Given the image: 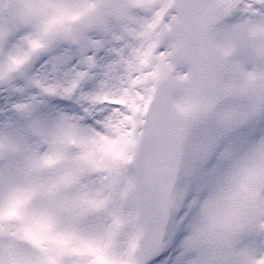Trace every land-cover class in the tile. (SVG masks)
<instances>
[{
    "label": "rangeland",
    "instance_id": "374dc122",
    "mask_svg": "<svg viewBox=\"0 0 264 264\" xmlns=\"http://www.w3.org/2000/svg\"><path fill=\"white\" fill-rule=\"evenodd\" d=\"M172 1L0 0V74L25 65L13 82L44 50L27 48L44 35L53 44L90 33L120 39L123 32L135 41L122 76L91 98L93 107L117 106L98 126L64 113L38 117L27 100L14 106V118L0 120V264H139L144 221L132 159L148 98L163 76L172 78L176 106L195 121L164 250L149 264H264V65L252 64L241 48L243 36L264 29V13L253 8L256 0H244L241 13L216 31L226 63L199 95L171 58ZM13 220L18 228H7ZM93 220L101 238L83 229Z\"/></svg>",
    "mask_w": 264,
    "mask_h": 264
},
{
    "label": "snow or ice",
    "instance_id": "6c2138e0",
    "mask_svg": "<svg viewBox=\"0 0 264 264\" xmlns=\"http://www.w3.org/2000/svg\"><path fill=\"white\" fill-rule=\"evenodd\" d=\"M253 8L264 13V5ZM116 35L90 33L74 44H45L44 50L30 61L23 78L11 86H2L5 90L0 91V111L5 115L0 120L14 118V106L27 100L38 117L64 113L81 117L84 125L98 126L117 106L93 107L91 98L122 76V61L135 47L127 34L118 33L120 39Z\"/></svg>",
    "mask_w": 264,
    "mask_h": 264
},
{
    "label": "water",
    "instance_id": "95a60500",
    "mask_svg": "<svg viewBox=\"0 0 264 264\" xmlns=\"http://www.w3.org/2000/svg\"><path fill=\"white\" fill-rule=\"evenodd\" d=\"M180 15L176 25L179 45L174 51L179 61L192 57V40L205 24L216 25L224 15L215 0H176L173 7ZM263 46L258 40L249 51ZM191 68L197 82L204 86L212 73L208 62ZM10 82V81H6ZM168 79L157 86L155 101L145 125V137L135 163L141 211L146 219L143 240V264L158 254L165 239V230L172 208L171 197L179 174L182 146L192 122L191 117L177 114L168 97Z\"/></svg>",
    "mask_w": 264,
    "mask_h": 264
},
{
    "label": "bare ground",
    "instance_id": "6f19581e",
    "mask_svg": "<svg viewBox=\"0 0 264 264\" xmlns=\"http://www.w3.org/2000/svg\"><path fill=\"white\" fill-rule=\"evenodd\" d=\"M18 3L20 4V0H18ZM16 5L15 6V10L17 11V12H19L20 11V5ZM10 18H16L15 16H13L12 15V17H10ZM77 29V31L78 30H80V29H78V28H76ZM75 30V29H74ZM45 38V40H49V37L48 36H45L44 37ZM109 90H112V89H109ZM113 90H115V89H113ZM113 90L111 91V92H113ZM119 169H120V166H117ZM17 223H16V221H9L8 223H5V226L7 227V228H9V229H16V228H18V225H16ZM90 229L91 231H92V233L97 237V238H101V234H100V232H99V228L96 226V220H93L86 228H83V229ZM112 241L115 243L116 242V238H115V236L112 238Z\"/></svg>",
    "mask_w": 264,
    "mask_h": 264
}]
</instances>
